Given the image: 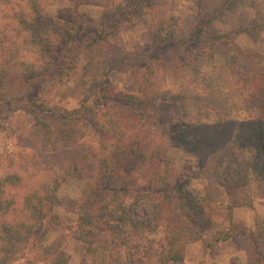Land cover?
<instances>
[{
  "label": "trees",
  "instance_id": "obj_1",
  "mask_svg": "<svg viewBox=\"0 0 264 264\" xmlns=\"http://www.w3.org/2000/svg\"><path fill=\"white\" fill-rule=\"evenodd\" d=\"M52 1L0 0V111L22 106L29 122L24 150L0 161V264H14L31 244L53 256L52 264H71L65 250L45 243L50 226L73 230L86 245L80 264H95L102 252L108 264L185 262L188 245L210 231L208 247L242 241L248 264H264V218L256 231L240 229L232 204L188 189L194 178L231 189L264 182V72L237 69L238 59L248 56L230 34L263 38L264 0L200 5L188 40L178 36L174 16L163 14L173 0H113L114 20L84 38L78 37L80 25L49 13ZM147 13L154 23L144 46L122 51L120 31ZM65 39L88 53L82 67L68 58L58 63L56 50ZM173 42H206L212 52L224 53L242 105L212 106L209 97L221 90L198 71L180 90H170L163 58L152 55L157 45ZM119 67L133 75L136 93L108 88ZM68 78L86 92L72 109L53 103L54 91ZM35 88L38 94L30 98ZM93 96L100 99L98 113L89 103ZM161 101L187 104L178 119L182 125L156 121L152 109ZM172 149L197 159L196 174L169 159ZM130 162L137 165L132 173L125 171ZM70 178L84 183L75 218L55 212L57 192ZM222 216L227 228L218 226ZM160 230L156 244L151 235Z\"/></svg>",
  "mask_w": 264,
  "mask_h": 264
},
{
  "label": "rangeland",
  "instance_id": "obj_2",
  "mask_svg": "<svg viewBox=\"0 0 264 264\" xmlns=\"http://www.w3.org/2000/svg\"><path fill=\"white\" fill-rule=\"evenodd\" d=\"M216 0H173L168 2L163 14L174 16L178 29V36L188 40L190 27L197 26L195 19L200 5L202 7L213 6ZM264 2V1H263ZM206 9V8H205ZM254 10V9H253ZM48 11L51 15L73 24L81 26L82 33L78 36L95 35L101 27H107L116 17L113 0H92L81 3L79 0H54L50 3ZM264 15L263 12H261ZM153 19L150 14L141 15L136 24L131 27H124L119 33V45L122 51L134 52L138 47L144 46V36L153 27ZM228 28L227 24L222 26ZM234 41L243 49L248 57H240L236 62L237 69L246 70L257 68L264 72V37L260 38L256 34L239 33L230 31ZM81 44V43H80ZM80 44L74 46L73 39H65L57 48L56 59L58 63L68 58L82 67L88 53ZM209 43L178 45L176 42L157 45L153 52V58H163L167 73V86L172 91H178L181 87L189 83L195 73L203 76L207 83L220 88V93L212 94L209 103L217 108L230 109L242 105V99L237 91L232 73L226 64L224 53L218 49L212 52ZM108 88L114 93H136L138 86L133 75L124 67H119L110 74ZM53 103L72 109L79 105L86 92L77 86L72 78H68L62 86L54 91ZM38 94V89H34L28 96L32 98ZM90 105L95 113L101 110L100 99L93 96L89 99ZM185 103L158 102L152 109V115L156 121L163 125H182L178 122ZM28 115L21 107H14L11 111H0V161L8 152L24 150L27 137L26 130L29 128ZM3 156V157H2ZM169 159L177 166L185 169L190 174H196L197 159L190 158L181 149H172L169 152ZM2 168L4 162H0ZM137 165L130 162L126 166V172L132 173ZM84 183L76 178H70L62 184L57 192L55 212L64 217L75 218L80 203ZM193 195L197 190H203L209 201L213 203L232 204L233 221L243 230L256 231L260 223L261 215L264 211V182L253 181L247 186L231 189L218 184H211L200 178H194L188 188ZM220 228H227L229 222L226 216L219 218ZM211 232L206 234L204 240L197 241L191 248V256H185V262L169 264H226L231 258H236V264H248V253L242 241L235 239L220 241L208 247L207 243L212 241ZM152 241L157 244L162 238V231L151 235ZM45 243L52 248H60L70 255L71 264H80L86 252V245L75 238L74 232L62 226H50ZM259 246L264 254V239L259 242ZM203 251V253H202ZM204 252H206L204 254ZM204 254V255H203ZM201 259L202 262H201ZM53 256L44 255L32 244L25 249L19 259L14 264H52ZM95 264H108L106 252L99 253Z\"/></svg>",
  "mask_w": 264,
  "mask_h": 264
},
{
  "label": "crops",
  "instance_id": "obj_3",
  "mask_svg": "<svg viewBox=\"0 0 264 264\" xmlns=\"http://www.w3.org/2000/svg\"><path fill=\"white\" fill-rule=\"evenodd\" d=\"M263 197H264V193H263ZM262 216H263V218H264V211H263V213L261 214ZM226 241V240H225ZM195 243H197V242H195ZM195 243H192V244H190V245H188V247L186 248V261H187V258H190V256H191V251H192V249H195V248H191L192 246H193V244H195ZM202 253H203V251H202ZM206 252H204V254H205ZM203 254V255H204ZM202 260L203 259H201V262H202ZM230 259H228V260H226V261H224V260H222V262L224 263V262H226V264H230V261H229ZM200 264V263H199ZM202 264H204V263H202ZM207 264V263H206ZM225 264V263H224Z\"/></svg>",
  "mask_w": 264,
  "mask_h": 264
}]
</instances>
